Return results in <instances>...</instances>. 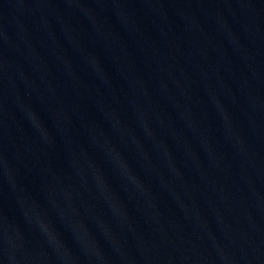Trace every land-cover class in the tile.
Returning <instances> with one entry per match:
<instances>
[{
  "label": "water",
  "instance_id": "water-1",
  "mask_svg": "<svg viewBox=\"0 0 264 264\" xmlns=\"http://www.w3.org/2000/svg\"><path fill=\"white\" fill-rule=\"evenodd\" d=\"M0 264H264V0H0Z\"/></svg>",
  "mask_w": 264,
  "mask_h": 264
}]
</instances>
